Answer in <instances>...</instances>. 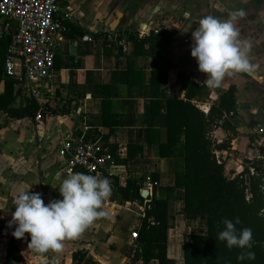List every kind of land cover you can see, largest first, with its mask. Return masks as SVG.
Listing matches in <instances>:
<instances>
[{"label":"crops","instance_id":"crops-1","mask_svg":"<svg viewBox=\"0 0 264 264\" xmlns=\"http://www.w3.org/2000/svg\"><path fill=\"white\" fill-rule=\"evenodd\" d=\"M65 20L79 29H66L55 59L53 87L48 107L57 114H47L43 125L36 120L11 119L0 111V264L7 260V250L16 225L9 227L15 212L14 195L24 185L31 192L42 193L45 204L62 199L59 177L66 175L65 159L59 149L65 140H94L106 146L121 159L115 171L121 186L127 180L142 184L141 198L125 201L119 194L105 202L104 210L111 218H100L76 240H66L61 253H37L29 249L30 234L19 239V253L14 264H128L125 251L133 246L131 232L139 223V214L148 202L156 198L174 199L172 228L168 232V257L182 264L185 234H207L206 215L184 213V189L176 187L175 172L181 170V159L161 156L160 145L166 144L169 98L186 100L183 78L188 76L205 84L207 74L201 73L197 59L192 57V33L201 18L213 15L228 19L232 13L243 11L237 18L240 38L250 45V62L258 67L252 74L227 77L219 88L226 92L236 88L241 136L232 140L231 149L218 151L226 156L238 148L240 140L249 139L247 154L253 157L249 133L264 130V0H61ZM65 15V14H64ZM146 28L144 36L139 33ZM164 28L173 34L168 48L146 55L144 47L125 39L127 33L148 36L152 30ZM1 30V23H0ZM1 32V31H0ZM108 35V44H104ZM89 36L92 42L84 41ZM121 36L120 41L117 37ZM167 82V85H166ZM206 85V84H205ZM5 85H0V94ZM107 91L109 116L103 118V92ZM17 88L15 89V92ZM23 95L13 103L21 105ZM218 98L216 91L211 99ZM210 104H199L208 113ZM173 110V109H172ZM218 143L228 140L223 129L214 132ZM248 135V136H247ZM176 140L185 141L184 129H178ZM226 164V162H225ZM227 169V166H226ZM80 172V171H76ZM82 173V172H81ZM241 172L232 171L228 175ZM150 176L154 188L142 197L144 179ZM111 183V182H110ZM56 186V187H54ZM112 186V184H111ZM170 188H175L169 190ZM78 254V257H75ZM136 264H142L137 262ZM157 264V263H154Z\"/></svg>","mask_w":264,"mask_h":264},{"label":"trees","instance_id":"trees-1","mask_svg":"<svg viewBox=\"0 0 264 264\" xmlns=\"http://www.w3.org/2000/svg\"><path fill=\"white\" fill-rule=\"evenodd\" d=\"M66 29H79L67 21ZM104 44H108V35H104ZM173 34L164 28L152 30L148 36L140 37L137 33H127L125 39L132 41L138 47L149 46L146 55L155 54V50L168 48L173 43ZM122 40L121 36L117 37ZM11 35L0 36V85L5 89L0 94V111L11 119H31L47 114H57L56 110L46 106L41 110L38 102L22 96L21 105L14 107L13 103L22 95L16 91V82L6 76L5 62L11 44ZM167 85V82H166ZM186 88V100L169 98L167 142L161 144V156L168 159H181L183 167L175 172L176 187L184 189V213L192 215H206L208 218L207 234H185L183 239L182 264H264V153L260 158L246 160V166L241 173L228 175L226 164L217 157L218 151L231 149L232 140L241 136L238 132L240 119L238 113L236 88L231 87L222 93L205 84H200L190 77L183 78ZM216 91L218 98L212 100V93ZM210 104L208 113L198 106ZM173 109V110H172ZM109 100L107 91L103 92V118L108 117ZM6 127L0 123V131ZM184 129L185 141L179 145L176 140L178 129ZM223 129L228 133V140L218 143L214 132ZM260 134L250 136L254 142ZM106 147V146H105ZM107 148V147H106ZM119 165H125L127 159H121L115 150L108 148ZM249 167L254 169L251 174ZM249 177V179L247 178ZM112 184L111 198L123 194L125 201H134L141 198L142 184L137 180L129 179L125 186H121L118 176L112 174L108 178ZM175 188L169 190L174 191ZM174 199L154 198L147 203L144 217L139 218L135 230L138 238L133 246L125 251L129 259L128 264H175L168 257V232L174 220ZM239 217L241 223L236 224L237 233L250 228L253 232V247L255 259H238L242 251L238 247L229 249L226 242L217 239L218 234L225 230L222 223L224 218L235 223ZM152 221L155 222L152 225ZM1 233V226H0ZM19 253V239L14 236L10 239L7 250V260L4 264H14ZM78 257V254H75Z\"/></svg>","mask_w":264,"mask_h":264},{"label":"clouds","instance_id":"clouds-1","mask_svg":"<svg viewBox=\"0 0 264 264\" xmlns=\"http://www.w3.org/2000/svg\"><path fill=\"white\" fill-rule=\"evenodd\" d=\"M244 15L242 10L232 13L228 19L207 15L192 33L191 55L197 59L199 71L207 74L204 83L209 88H219L227 77L236 74H252L258 67L249 59L251 45L240 38L237 18ZM59 181L62 199L48 204L42 199V193L30 191L31 185H24L14 195L15 212L9 222V227L16 225L12 235L24 239L26 233L30 234L28 247L40 254L61 253L66 240L79 239L100 218H111L104 210L105 202L112 195L108 178L69 170ZM222 223L226 227L217 239L226 242L229 249H247L238 259L254 260L252 230L244 228L238 234L235 225L241 223L239 217L235 223L227 218Z\"/></svg>","mask_w":264,"mask_h":264},{"label":"built area","instance_id":"built-area-1","mask_svg":"<svg viewBox=\"0 0 264 264\" xmlns=\"http://www.w3.org/2000/svg\"><path fill=\"white\" fill-rule=\"evenodd\" d=\"M64 7L61 0H0V36L11 35L12 40L5 62L6 76L16 82V88L23 96L38 102L41 110L50 104L54 78L55 59L66 30ZM65 14V15H64ZM146 28L139 33L144 36ZM84 41L92 42L89 36ZM43 125V117L35 119ZM260 147L264 143V130ZM258 152L255 144H251ZM59 156L65 159L69 171L109 178L118 168L115 157L105 146L94 140H65L59 149ZM260 158L258 154L256 158ZM252 161V160H251ZM254 175V169L249 167ZM154 183L150 176L144 179V189L151 192ZM144 211L139 214L144 217ZM155 222L152 221V225ZM138 232H131V239L136 240Z\"/></svg>","mask_w":264,"mask_h":264},{"label":"rangeland","instance_id":"rangeland-1","mask_svg":"<svg viewBox=\"0 0 264 264\" xmlns=\"http://www.w3.org/2000/svg\"><path fill=\"white\" fill-rule=\"evenodd\" d=\"M250 124H254V122L250 121L249 124L244 122L243 131L246 134L249 133L248 134L249 136H252L255 133L254 130L257 132L259 128L258 129L253 128L252 129L253 132L251 133L250 129H249ZM262 138H263L262 136L256 137V140L253 142L255 144L256 148L260 149L259 152H257L259 155H261V153H262L261 151H263V153H264V143L261 147L259 145V143L262 142ZM237 144H240V145H238V148L236 150H232L231 153L226 156L225 162H226V166H227L229 173H231L232 171L242 172L246 166V163H247L246 160H248L250 157L254 156L253 155L254 153H252V152H251V155L247 154L249 139L240 140V142ZM250 147H251V150H255L252 147V145ZM248 156H250V157H248Z\"/></svg>","mask_w":264,"mask_h":264},{"label":"water","instance_id":"water-1","mask_svg":"<svg viewBox=\"0 0 264 264\" xmlns=\"http://www.w3.org/2000/svg\"><path fill=\"white\" fill-rule=\"evenodd\" d=\"M248 179H249V177H247ZM148 194H149V192L147 191V190H144L143 192H142V197H147L148 196Z\"/></svg>","mask_w":264,"mask_h":264}]
</instances>
